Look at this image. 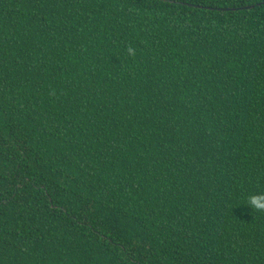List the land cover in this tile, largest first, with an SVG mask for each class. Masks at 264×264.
Returning a JSON list of instances; mask_svg holds the SVG:
<instances>
[{"label":"trees","instance_id":"16d2710c","mask_svg":"<svg viewBox=\"0 0 264 264\" xmlns=\"http://www.w3.org/2000/svg\"><path fill=\"white\" fill-rule=\"evenodd\" d=\"M254 193L264 0H0V264H264Z\"/></svg>","mask_w":264,"mask_h":264},{"label":"clouds","instance_id":"9594fccd","mask_svg":"<svg viewBox=\"0 0 264 264\" xmlns=\"http://www.w3.org/2000/svg\"><path fill=\"white\" fill-rule=\"evenodd\" d=\"M127 52L129 55H135V49L131 46L127 48ZM247 205L252 210L264 213V193H254L249 195Z\"/></svg>","mask_w":264,"mask_h":264}]
</instances>
